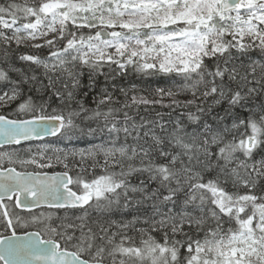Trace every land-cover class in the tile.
<instances>
[{
    "label": "snow or ice",
    "instance_id": "snow-or-ice-1",
    "mask_svg": "<svg viewBox=\"0 0 264 264\" xmlns=\"http://www.w3.org/2000/svg\"><path fill=\"white\" fill-rule=\"evenodd\" d=\"M0 264H264V0L0 3Z\"/></svg>",
    "mask_w": 264,
    "mask_h": 264
},
{
    "label": "trees",
    "instance_id": "trees-1",
    "mask_svg": "<svg viewBox=\"0 0 264 264\" xmlns=\"http://www.w3.org/2000/svg\"><path fill=\"white\" fill-rule=\"evenodd\" d=\"M5 2V0H0V3H4Z\"/></svg>",
    "mask_w": 264,
    "mask_h": 264
},
{
    "label": "flooded vegetation",
    "instance_id": "flooded-vegetation-1",
    "mask_svg": "<svg viewBox=\"0 0 264 264\" xmlns=\"http://www.w3.org/2000/svg\"><path fill=\"white\" fill-rule=\"evenodd\" d=\"M29 230H34V229H29Z\"/></svg>",
    "mask_w": 264,
    "mask_h": 264
}]
</instances>
